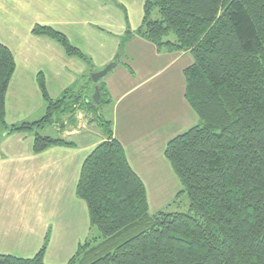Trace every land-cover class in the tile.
I'll list each match as a JSON object with an SVG mask.
<instances>
[{"label": "trees", "instance_id": "16d2710c", "mask_svg": "<svg viewBox=\"0 0 264 264\" xmlns=\"http://www.w3.org/2000/svg\"><path fill=\"white\" fill-rule=\"evenodd\" d=\"M32 33L89 60L51 26L37 24ZM137 33L160 50L190 52L194 59L183 70L185 97L200 122L165 148L190 212H151L113 121L98 113L106 102L101 80L95 83L99 103L85 89H67L54 100L40 74L45 115L10 131L40 130L84 110L106 135L85 159L76 187L90 229L100 236L80 244L64 264H264V0H145ZM15 70L14 54L0 42V120L6 128ZM58 145L73 143L36 132L33 151ZM47 244L33 257L0 254V264H47Z\"/></svg>", "mask_w": 264, "mask_h": 264}, {"label": "crops", "instance_id": "0c3cea01", "mask_svg": "<svg viewBox=\"0 0 264 264\" xmlns=\"http://www.w3.org/2000/svg\"><path fill=\"white\" fill-rule=\"evenodd\" d=\"M144 2L0 3V42L10 48L16 61L6 96L8 128L0 120V254L33 257L48 241L45 262L64 264L93 233L87 206L77 197L76 187L85 159L106 140L95 116L77 110L62 117L54 123L64 131L59 138L73 145L52 146L41 153L33 151V142L36 132L50 135L44 128L9 130L45 115L47 102L40 90V74L52 99L60 98L67 89H85L92 96L96 85L90 74L118 58L101 79L114 135L143 180L150 205L160 204L171 191L174 181L165 148L200 122L185 97L183 70L194 59L190 52L160 50L137 33ZM37 24L65 33L89 60L69 55L49 36L32 33ZM187 56L184 66L181 63ZM170 70L172 77L162 82L160 76ZM98 113L104 115L102 107Z\"/></svg>", "mask_w": 264, "mask_h": 264}, {"label": "rangeland", "instance_id": "374dc122", "mask_svg": "<svg viewBox=\"0 0 264 264\" xmlns=\"http://www.w3.org/2000/svg\"><path fill=\"white\" fill-rule=\"evenodd\" d=\"M4 0H0V3L3 4ZM159 14L158 12L156 11L155 14H154V17H158ZM188 56L187 58H184L182 60V63L184 66H186L187 62H188ZM172 72L171 70L170 71H164V74L162 73V75L160 76V79L162 80V82H166V79L165 78H170L172 77L171 76ZM91 76V74H90ZM164 86V85H162ZM161 86V87H162ZM58 99V98H57ZM104 99H106L107 101V97H106V94L104 95ZM56 100V99H54ZM109 104L107 103H103L101 105L102 107V110H103V113L104 115H106L108 118H110V113H111V107H108ZM46 107H47V103H46ZM58 118V115H56V119ZM57 121H60L59 120H56ZM55 122V123H56ZM45 130L43 131L45 134H50L51 136H54V137H59L61 135H63V130H60L59 128H56L55 127V124H51V125H48L44 128ZM166 161H167V165L173 175V185L171 187V191H169L168 193V196L165 197L164 199H162L161 203L158 204V205H154V204H151L150 205V210L152 213H155L159 210H164V211H180V212H183V213H189L190 211V208H189V197H188V194L184 191H183V185L181 184L178 176L176 175V173L174 172L170 162L167 160L166 158ZM94 233V234H93ZM93 233L91 235V238L90 240L93 239V237H96V236H100V232L97 230V229H93ZM13 248V247H12ZM47 248H49L47 246Z\"/></svg>", "mask_w": 264, "mask_h": 264}, {"label": "water", "instance_id": "95a60500", "mask_svg": "<svg viewBox=\"0 0 264 264\" xmlns=\"http://www.w3.org/2000/svg\"><path fill=\"white\" fill-rule=\"evenodd\" d=\"M118 58L108 63L102 70L91 73V77L95 83H98L103 79L117 64ZM101 90L100 86L97 84L95 86V92L93 94V100L99 103L101 100Z\"/></svg>", "mask_w": 264, "mask_h": 264}]
</instances>
